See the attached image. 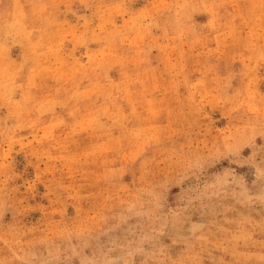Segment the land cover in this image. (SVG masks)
<instances>
[{"label":"rangeland","instance_id":"obj_1","mask_svg":"<svg viewBox=\"0 0 264 264\" xmlns=\"http://www.w3.org/2000/svg\"><path fill=\"white\" fill-rule=\"evenodd\" d=\"M0 264H264V0H0Z\"/></svg>","mask_w":264,"mask_h":264}]
</instances>
